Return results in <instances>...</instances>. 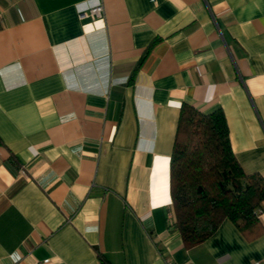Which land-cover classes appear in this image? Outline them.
Masks as SVG:
<instances>
[{"label":"crops","instance_id":"obj_1","mask_svg":"<svg viewBox=\"0 0 264 264\" xmlns=\"http://www.w3.org/2000/svg\"><path fill=\"white\" fill-rule=\"evenodd\" d=\"M81 1L0 0V264H264V205L186 248L169 177L183 102L264 176V0Z\"/></svg>","mask_w":264,"mask_h":264},{"label":"trees","instance_id":"obj_2","mask_svg":"<svg viewBox=\"0 0 264 264\" xmlns=\"http://www.w3.org/2000/svg\"><path fill=\"white\" fill-rule=\"evenodd\" d=\"M169 177L172 226L186 248L212 236L224 219L249 238L261 233L257 210L264 205V176L243 171L221 108L203 113L189 103L181 104Z\"/></svg>","mask_w":264,"mask_h":264},{"label":"built area","instance_id":"obj_3","mask_svg":"<svg viewBox=\"0 0 264 264\" xmlns=\"http://www.w3.org/2000/svg\"><path fill=\"white\" fill-rule=\"evenodd\" d=\"M77 14L80 18L91 17L98 18L103 17L104 15V6L102 0H89L81 1L76 3ZM21 172H24V169H21ZM261 209L257 210V213H260ZM40 264H51V258L43 259Z\"/></svg>","mask_w":264,"mask_h":264}]
</instances>
